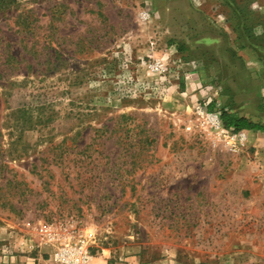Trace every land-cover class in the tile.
<instances>
[{
  "label": "rangeland",
  "instance_id": "obj_1",
  "mask_svg": "<svg viewBox=\"0 0 264 264\" xmlns=\"http://www.w3.org/2000/svg\"><path fill=\"white\" fill-rule=\"evenodd\" d=\"M251 102L264 0H0V264H264V152L197 113Z\"/></svg>",
  "mask_w": 264,
  "mask_h": 264
},
{
  "label": "built area",
  "instance_id": "obj_2",
  "mask_svg": "<svg viewBox=\"0 0 264 264\" xmlns=\"http://www.w3.org/2000/svg\"><path fill=\"white\" fill-rule=\"evenodd\" d=\"M161 67H163L162 64L153 66L156 70ZM197 113L204 126L223 134L229 144L234 146L246 144L249 136L247 131L225 126L221 111L204 110V108L199 106ZM56 257L62 264H89L92 259L87 240L85 239L78 241L77 245L66 244L56 254Z\"/></svg>",
  "mask_w": 264,
  "mask_h": 264
},
{
  "label": "crops",
  "instance_id": "obj_3",
  "mask_svg": "<svg viewBox=\"0 0 264 264\" xmlns=\"http://www.w3.org/2000/svg\"><path fill=\"white\" fill-rule=\"evenodd\" d=\"M236 105L234 107L233 110H231L232 112H238V111H242L243 107L245 105L244 102H240V100H236ZM248 104V103H247ZM246 104V105H247ZM251 106L248 107L249 110H247L248 112H242L241 114H235L237 117H244L249 119L250 121L262 125L264 126V112H259V109L255 106L254 102H251L250 104ZM231 113V112H230ZM245 129V128H244ZM249 135V139H250V143H252L251 145L256 147V156H258V159H263V158H259V153L260 152H264V148H260L261 147V143L264 142V129H245ZM260 155H262L260 153ZM264 155V154H263ZM258 162H260V160H258ZM264 165V162L261 164ZM111 254H106V253H100V255L97 257H95L94 261L97 264H109L110 259H111ZM129 261L134 262L136 259V256H132L130 258H127Z\"/></svg>",
  "mask_w": 264,
  "mask_h": 264
},
{
  "label": "trees",
  "instance_id": "obj_4",
  "mask_svg": "<svg viewBox=\"0 0 264 264\" xmlns=\"http://www.w3.org/2000/svg\"><path fill=\"white\" fill-rule=\"evenodd\" d=\"M222 116L227 126H234L236 129H264L262 125L256 124L244 117H237L226 111H223Z\"/></svg>",
  "mask_w": 264,
  "mask_h": 264
}]
</instances>
